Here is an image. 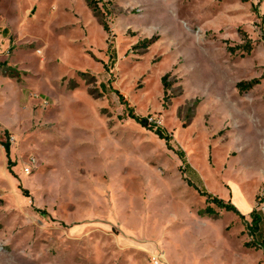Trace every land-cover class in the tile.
<instances>
[{"label":"rangeland","instance_id":"374dc122","mask_svg":"<svg viewBox=\"0 0 264 264\" xmlns=\"http://www.w3.org/2000/svg\"><path fill=\"white\" fill-rule=\"evenodd\" d=\"M90 1L0 0V264H264V0Z\"/></svg>","mask_w":264,"mask_h":264},{"label":"trees","instance_id":"16d2710c","mask_svg":"<svg viewBox=\"0 0 264 264\" xmlns=\"http://www.w3.org/2000/svg\"><path fill=\"white\" fill-rule=\"evenodd\" d=\"M94 1L91 0L90 3H89V6L92 7V10L94 12H97L96 10L98 9L97 8V4L95 5L93 3ZM100 25L103 27V29L106 31V32H109V27L107 26V24L101 20L100 21ZM166 78L167 77H163L162 79V82L163 84L166 86ZM260 81L258 80H255L251 83H239L237 85V88L242 91V92H245L249 89L252 88V86L254 84H257L259 83ZM132 118L135 119L141 126L145 127V128H150V129H155V133L159 136L160 139H163V140H166L167 144H170V139L167 135H165V133L163 132V130L161 129V127H155L151 124L148 123V120L147 118H138V117H134L132 115ZM179 157L181 159H184V153L183 152H179L178 153ZM200 193L202 195H204L206 197V200L215 204L218 208H221L222 210H225V211H228V212H233L239 216H241L242 218H244L242 215H240V213L236 210V208L231 205V204H225L221 199L211 195L210 193H208L207 191H203V190H199ZM203 214L205 215H208V216H215L216 212L211 208V207H208L206 208L203 212ZM251 219H252V223H251V232L253 234H259L260 233V230H261V223H262V215L257 212L256 210H254L252 213H251ZM257 246H259L262 250H263V253H264V243L261 242L259 245L257 244Z\"/></svg>","mask_w":264,"mask_h":264},{"label":"built area","instance_id":"2783aa9c","mask_svg":"<svg viewBox=\"0 0 264 264\" xmlns=\"http://www.w3.org/2000/svg\"><path fill=\"white\" fill-rule=\"evenodd\" d=\"M147 120H148L149 124H151V125H153L155 127H160V125H161V121H158L156 119H152L151 118V119H147ZM155 264H159V262L155 260Z\"/></svg>","mask_w":264,"mask_h":264}]
</instances>
